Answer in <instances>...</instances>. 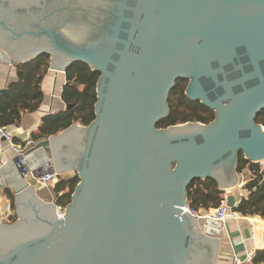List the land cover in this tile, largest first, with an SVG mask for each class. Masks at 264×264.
<instances>
[{"label": "water", "instance_id": "water-1", "mask_svg": "<svg viewBox=\"0 0 264 264\" xmlns=\"http://www.w3.org/2000/svg\"><path fill=\"white\" fill-rule=\"evenodd\" d=\"M41 54L100 73L95 118L23 153L79 182L59 218L19 167L0 264H216L230 232L184 209L187 187L213 179L233 207L238 153L264 161V0H0V63ZM177 79L211 122L157 126Z\"/></svg>", "mask_w": 264, "mask_h": 264}, {"label": "trees", "instance_id": "trees-1", "mask_svg": "<svg viewBox=\"0 0 264 264\" xmlns=\"http://www.w3.org/2000/svg\"><path fill=\"white\" fill-rule=\"evenodd\" d=\"M48 67V54H41L15 66L17 80L8 85L5 93L0 92V127L18 125L24 114L40 108L44 97L41 81ZM64 74L66 82L61 99L65 104H72V107L44 115L37 131L32 133L33 140L55 135L74 123L87 126L95 118L96 82L100 73L91 70L84 62L75 61L67 67ZM186 83V79L176 80L169 93V112L158 122L159 128L188 121L207 124L214 119V112L211 109L198 100L193 101L186 97L184 94ZM256 121L264 125V110L258 113ZM243 169H248L251 177L243 186L247 196L241 197L231 212L264 219V170H261L259 163L245 159L239 152L237 172L240 173ZM78 182L79 177L76 174L67 178L60 175L53 185V192L57 194L54 196L55 204L66 206ZM3 192L10 202V207L15 211L13 192L10 189H4ZM187 194V206L196 211L215 208L226 196L210 178L191 181L187 187ZM16 219L17 215L14 213L7 222L11 223ZM250 264H264V249L255 252Z\"/></svg>", "mask_w": 264, "mask_h": 264}, {"label": "crops", "instance_id": "crops-1", "mask_svg": "<svg viewBox=\"0 0 264 264\" xmlns=\"http://www.w3.org/2000/svg\"><path fill=\"white\" fill-rule=\"evenodd\" d=\"M16 80L17 73L15 66L0 63V89H7L8 85ZM65 82L66 77L64 73H55L48 69L41 81L44 97L40 108L36 111L24 114L18 125L6 126L7 129L13 130L14 141L16 143L21 142L20 139L23 137L28 136L32 139V133L37 131L41 123V118L44 115L65 108V102L61 99V93ZM33 141L36 143L39 140ZM4 146L5 149L2 154L0 166V213L10 217L14 215L15 211L10 207V202L3 191L4 189H10L12 191L10 185L17 181L18 169L21 166L14 160L16 158L15 153L8 148L7 143H4ZM30 148L31 147H27L25 151H28ZM24 160L32 172L30 175L26 176L27 183L35 189L40 198L52 200L55 203L53 185L58 179L46 185L40 184L37 180V176L40 174L38 167L44 161L42 152L36 150L28 154L26 153V155H24ZM45 170L46 169L42 171L44 172ZM65 174L61 176L67 178L73 175L72 173H70L71 175ZM239 178V185L231 192L235 195L236 200L247 193L243 186L251 180L248 169H243L242 172L239 173ZM227 195L228 193H226V196ZM226 226L231 237L227 235L226 230H223L216 264H238L237 261H234V257H237V260L242 264H250L242 261H244L248 254H255L257 250L263 249L262 233L264 231V219L257 216H242L233 212L230 214Z\"/></svg>", "mask_w": 264, "mask_h": 264}, {"label": "built area", "instance_id": "built-area-1", "mask_svg": "<svg viewBox=\"0 0 264 264\" xmlns=\"http://www.w3.org/2000/svg\"><path fill=\"white\" fill-rule=\"evenodd\" d=\"M21 142L16 143L14 141V132L13 130H9L6 127H0V166H1V162H2V154L4 152L5 146L4 143H7L8 148L11 149L14 153H15V157H16V162L21 166L22 171H26L27 170V165L26 162L24 160V151L27 147H32L34 145V141L30 138V137H23L20 139ZM260 167L261 170H264V161L260 162ZM46 169L44 172L41 170L40 174L37 176V180L40 184L46 185L49 183H52L54 180L58 179V177L60 176V174H58L55 169L53 167H45L43 168V170ZM31 173L28 172L26 173V176L30 175ZM0 184H1V178H0ZM247 193L244 194L242 197H246ZM241 198V197H240ZM238 198L235 201V204L238 202V200L240 199ZM65 207V206H64ZM64 207L63 206H59L56 205V214L59 218H61L63 216L64 213ZM186 211H189L192 215L196 216L198 219L200 217H208V218H212L216 221H218L222 227H224L229 219V216L231 213V209L232 207H229L227 205V201H226V197L223 198L220 203L215 207V208H211L206 210L201 211H196L193 209H190L187 205L184 208ZM9 217H7L6 215L0 213V221L2 222H7ZM254 256V253H250L248 254L244 261V263H250L252 261V258ZM237 257H234V261H237L238 264H242L239 260H237Z\"/></svg>", "mask_w": 264, "mask_h": 264}, {"label": "rangeland", "instance_id": "rangeland-1", "mask_svg": "<svg viewBox=\"0 0 264 264\" xmlns=\"http://www.w3.org/2000/svg\"><path fill=\"white\" fill-rule=\"evenodd\" d=\"M65 175H71L70 173L69 174H65ZM226 197V196H225ZM203 210H201V212H202ZM15 214H16V209H15V212H14ZM17 215V214H16Z\"/></svg>", "mask_w": 264, "mask_h": 264}, {"label": "flooded vegetation", "instance_id": "flooded-vegetation-1", "mask_svg": "<svg viewBox=\"0 0 264 264\" xmlns=\"http://www.w3.org/2000/svg\"><path fill=\"white\" fill-rule=\"evenodd\" d=\"M187 83H188V81H187ZM187 83H186V86H187ZM186 88V87H185Z\"/></svg>", "mask_w": 264, "mask_h": 264}]
</instances>
